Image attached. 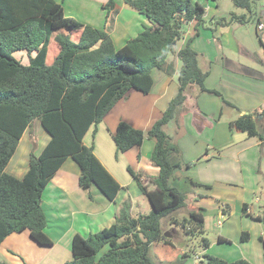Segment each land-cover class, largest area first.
<instances>
[{
  "label": "trees",
  "instance_id": "16d2710c",
  "mask_svg": "<svg viewBox=\"0 0 264 264\" xmlns=\"http://www.w3.org/2000/svg\"><path fill=\"white\" fill-rule=\"evenodd\" d=\"M125 1L152 25L144 26L135 38L115 49L106 27L95 29L65 17L61 4L55 0H0V243L10 234L27 230L36 244L52 245L44 233L46 218L41 196L68 157L80 169L78 183L82 189L96 186L109 201H114L121 189L83 138L128 91L148 94L154 69L173 75V66L166 63V58L174 51L186 24L195 21L193 38L198 35L197 27L204 14L203 7L191 0ZM232 1L245 14L232 13L229 22L219 19L216 25L254 20V0ZM113 8V0H108L103 7L106 22ZM190 42L177 52L181 62L178 89L161 118L148 131L120 121L113 135L117 154L140 146L145 138L154 143L150 162L158 173L151 179L153 189H148L128 168L140 193L148 200L150 212L133 217L127 197L112 225L87 238H72V260L64 264H181L188 254H179L173 241L165 236L162 220L185 207L187 216L180 221L171 218L169 225L179 228L187 237H201V246L209 247V241L203 237L202 209L190 208L187 192L178 188L173 175L176 169H188L193 163L183 162L177 144L164 131L185 110L186 94L192 89L199 94L220 96L206 89L204 81L209 71L199 67L198 54ZM51 43L53 46H49ZM16 51L29 55L28 65L13 57ZM31 53L35 55L31 57ZM222 105L236 109L224 99ZM259 118H264V112L241 115L229 127L264 142ZM34 120L39 121L50 140L39 156L30 154L26 173L17 179L5 168L22 134ZM187 181L191 186H202ZM242 211L245 213V205ZM255 219L264 224V216ZM248 237L243 232L241 242ZM259 240L264 254V236ZM218 241L225 242L222 238ZM162 253L166 256L160 258ZM203 257L207 264H250L245 259L226 262Z\"/></svg>",
  "mask_w": 264,
  "mask_h": 264
},
{
  "label": "crops",
  "instance_id": "0c3cea01",
  "mask_svg": "<svg viewBox=\"0 0 264 264\" xmlns=\"http://www.w3.org/2000/svg\"><path fill=\"white\" fill-rule=\"evenodd\" d=\"M55 1L61 4L65 17L95 29L106 27L115 49L135 38L144 26L152 25L125 0H113L114 8L107 22L103 7L108 0ZM191 2L203 7L204 21L223 19L229 22L232 13L236 16L245 14L243 10H222L216 0ZM253 12L259 45L251 35L249 39L242 37L243 24L216 25L213 33L209 32L211 36L199 31L194 38L196 22L186 24L187 31L183 30L174 51L166 58V63L173 66V75L170 77L154 69L151 73L153 86L148 94L128 91L83 138V143L92 146L96 158L120 185L115 200H107L96 186L82 189L78 183V165L71 157L66 158L41 196L46 218L44 233L52 245L43 247L36 244L27 230L10 234L0 243V263L64 264L71 261L72 238L75 235L87 238L112 225L121 202L127 197L131 200L130 214L133 217L150 212V204L144 201L143 197H146L140 193L128 168L147 184L148 189H153L151 179L158 173L150 162L154 143L145 138L140 146L117 154L113 135L120 121L135 129L148 131L161 118L178 89L181 62L177 52L189 40L191 48L198 54L199 67L209 71L204 81L206 89L214 90L220 96L199 94L192 89L186 94L185 110L173 121V127L169 124L164 127L165 133L177 144L183 162L193 163L188 169L174 171L175 183L182 186L179 181L190 179L205 188L201 193L194 189L196 186L188 183L192 190L191 187L185 190L186 199L191 209H202L203 217L207 211L203 203L209 201L208 210L213 213L215 228L222 231L218 238L225 241L219 242L217 238L219 244L231 242L229 236L240 229L238 241L240 245L244 244L240 248L252 240L251 233L260 245L259 237L264 236V224L255 218L264 216V142L257 137L248 138L230 129V122L224 124L221 121L225 112L222 98L236 107L237 115L229 120L231 122L241 115L264 112V0H254ZM259 24L263 25L261 30L257 28ZM49 46H53L52 43ZM12 55L21 64L28 65L29 55L25 51H16ZM34 55L30 54L31 57ZM258 120L259 130L264 136V118ZM49 140L50 136L39 121L34 120L22 134L5 171L21 179L27 171L30 154L39 156ZM244 205L245 213L242 211ZM223 217L225 219L221 221ZM235 225L239 228L234 229ZM245 231L250 233V239L248 237L247 241L241 242V234ZM194 257L196 264L198 257ZM245 260L250 264H264V254L261 262L252 258Z\"/></svg>",
  "mask_w": 264,
  "mask_h": 264
},
{
  "label": "rangeland",
  "instance_id": "374dc122",
  "mask_svg": "<svg viewBox=\"0 0 264 264\" xmlns=\"http://www.w3.org/2000/svg\"><path fill=\"white\" fill-rule=\"evenodd\" d=\"M210 1H214V0H210ZM194 2V1H193ZM216 3L219 4L220 8L222 10H232V11H241L240 9H237L234 7L233 5V1L232 0H216ZM245 12V11H244ZM203 22H201L200 25H198L197 30L198 32L200 31V33H204L205 35H210V33H213L212 31L215 29L216 27V20L213 21H209V20H202ZM255 21L252 20L250 22H247L245 24H243V27L241 28V34L242 37L244 39H249V35H251L253 37V39H255V42L257 45H259V39L258 36L259 34L255 33ZM183 30L186 32L187 31V25L184 26ZM211 36V35H210ZM171 55V54H170ZM171 57V56H169ZM224 99V98H222ZM225 101H227L226 99H224ZM229 102V101H227ZM230 103V102H229ZM232 104V103H231ZM225 112L224 115L221 118L222 123L224 124H228V122H231L229 120H231V118H233L234 116L237 115L235 108L233 107H226L223 106ZM170 126L169 127H173V120L171 122L168 123ZM175 129V128H174ZM188 172V171H187ZM183 180V179H182ZM180 185L178 188L182 191H185L187 188L189 189L191 186L188 184L187 181L183 180V181H179ZM192 190V187L190 188ZM195 190L204 193V189L203 187L200 186H196V188H194ZM144 201L148 202V200L146 198H144ZM199 200V199H198ZM209 201H205L203 203V208L206 211V213L204 214V222H203V229H204V234L203 237H205L208 241H209V247L204 249L201 244H200V238L201 237H187L185 235H183V233L181 232V230L175 226H170L169 225V221L171 218L176 219L178 221H180L182 218L187 216L188 210L187 208H183L181 210H179L178 212H175L173 214H171V216L164 218L162 220V229L165 231V233H167V238L171 239L176 247V249L179 250V254L186 252L188 254V258L182 262L181 264H195V257L194 255H196L198 258L204 255L213 257V258H218L221 260H224L226 262H234L238 259H242V258H252L253 260H257L259 259V261L261 262L263 260V250H262V245L256 243V238L252 235V233H248L251 235L252 240H249V244H245L244 248H240V246H243L244 244H239V234H240V229H236L239 228L238 225H235V228L237 230V233H233L229 236V238H231V242L228 241V243H221L219 244L217 241L218 236L220 235L221 228L216 229L215 228V222L213 221V213H211L210 210H208L209 208ZM225 219V217H223V219L221 221H223ZM232 222H234V218L232 220ZM240 223H243V221H241ZM250 223V222H249ZM227 228V226H226ZM230 231L232 230V228L229 229ZM246 232V231H245ZM202 236V235H201ZM250 239V237H249ZM153 251V250H152ZM164 255L163 253L160 255V258H163ZM155 264H159L158 262H155Z\"/></svg>",
  "mask_w": 264,
  "mask_h": 264
},
{
  "label": "water",
  "instance_id": "95a60500",
  "mask_svg": "<svg viewBox=\"0 0 264 264\" xmlns=\"http://www.w3.org/2000/svg\"><path fill=\"white\" fill-rule=\"evenodd\" d=\"M165 236L167 237V233H165ZM198 262H203L204 264H207L208 263V260L205 259L203 256L199 257L197 260H196V263Z\"/></svg>",
  "mask_w": 264,
  "mask_h": 264
},
{
  "label": "built area",
  "instance_id": "2783aa9c",
  "mask_svg": "<svg viewBox=\"0 0 264 264\" xmlns=\"http://www.w3.org/2000/svg\"><path fill=\"white\" fill-rule=\"evenodd\" d=\"M257 28H258V30H261L263 28V25L262 24H259V25H257Z\"/></svg>",
  "mask_w": 264,
  "mask_h": 264
}]
</instances>
